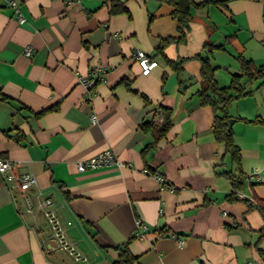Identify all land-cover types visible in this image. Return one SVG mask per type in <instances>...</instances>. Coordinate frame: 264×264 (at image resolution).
<instances>
[{"label": "crops", "instance_id": "obj_1", "mask_svg": "<svg viewBox=\"0 0 264 264\" xmlns=\"http://www.w3.org/2000/svg\"><path fill=\"white\" fill-rule=\"evenodd\" d=\"M9 1L0 0V157L35 175L33 202L52 200L80 258L47 248L42 211L28 212L0 175V264H122L124 247L135 257L127 264H264V216L253 199L264 200V0H195L204 4L191 9L185 39L162 49V38L179 35L164 2L119 0L124 9L112 12L110 0H14L19 23ZM136 49L155 66L143 70ZM198 55L219 86L238 74L236 87L248 92L227 106L238 163L198 95ZM91 71L103 79L89 90L79 78ZM163 107L171 126L157 139ZM106 148L130 165L77 170ZM254 168L261 179L250 183ZM237 178L244 199L229 198Z\"/></svg>", "mask_w": 264, "mask_h": 264}, {"label": "built area", "instance_id": "obj_2", "mask_svg": "<svg viewBox=\"0 0 264 264\" xmlns=\"http://www.w3.org/2000/svg\"><path fill=\"white\" fill-rule=\"evenodd\" d=\"M66 1L69 3L74 0ZM9 5L14 9L16 20L19 23L24 22L25 17L19 10L16 2L14 0H10ZM23 54L25 56H30L32 54V46L26 44L23 49ZM133 57L140 64L141 68L145 71L151 69L156 64V61L153 57H151L140 49H136L134 51ZM102 79L103 77L101 73L93 71H91L87 76H81L79 78L82 85H84L89 90H91L96 85V83ZM90 119L92 122H95V115L92 114ZM162 121L163 114L160 110H157L154 116V122L160 124ZM129 165V163H124L122 160H120L110 148H106L101 151H98L97 153L84 160L78 161L76 167L79 172H84L86 170H92L103 167H124ZM143 171L147 172V169H143ZM0 175L4 179L6 186L9 190L20 193L24 206L28 212H31L35 207L39 208L42 211L47 223L49 224L51 231L47 248L51 250L59 249L61 251H66L74 259L78 260L80 258V254L76 252L73 245L68 243L65 239L64 231L59 223V220L55 216L53 210L50 208L52 200L50 198H44L42 200H38L35 203L33 202L31 191L37 185V179L35 175L31 172L17 171L15 162L11 159L4 157H0ZM153 175L163 185H166L164 184V179L160 174L154 173ZM246 179L250 183L252 181H260L261 177L259 176V169L254 168L253 170L248 172V174L246 175ZM236 195L238 198L241 199L246 198V196L241 191H238ZM137 227L140 230H144L146 228V226L140 223L139 221ZM169 236L177 242L178 246H183L185 244V239L182 236L173 232L170 233Z\"/></svg>", "mask_w": 264, "mask_h": 264}, {"label": "trees", "instance_id": "obj_3", "mask_svg": "<svg viewBox=\"0 0 264 264\" xmlns=\"http://www.w3.org/2000/svg\"><path fill=\"white\" fill-rule=\"evenodd\" d=\"M158 2H164L172 7L171 15L177 20V29L179 35L176 38L168 37L162 38L159 44V49H162L165 44L174 40L177 42L183 41L185 39V29L187 28L188 22L191 18V9L203 6V2H198L195 0H157ZM110 10L112 12H117L123 10L124 7L119 0H110ZM119 6L120 8L118 9ZM201 76L203 78V85L198 91L201 103L210 105L214 111V121H213V133L215 139L219 142H223L227 152L230 153L232 159L235 162H239L240 154L239 148L233 140V132L229 124L230 117L227 113V106L230 101L248 92L237 88V82L241 75H233L232 82L228 86H219L213 76L214 67L211 66L209 61L205 58H201ZM174 66L179 63L172 62ZM242 70L243 74L248 78L254 77L256 74V68L249 60H242ZM127 83V81H122ZM163 114V121L157 124L156 138L159 139L163 137L171 126V110L168 107L161 108ZM154 123V122H153ZM152 123H145L143 128L146 129L148 125ZM242 175V174H241ZM242 177V176H241ZM234 181V191L235 193L242 188V178H237ZM235 193H230L229 198H234ZM255 202V207L264 216V200L260 198H253ZM261 256L264 258V251H261ZM135 257L129 252L127 247L120 250L117 263L127 264L133 261Z\"/></svg>", "mask_w": 264, "mask_h": 264}, {"label": "water", "instance_id": "obj_4", "mask_svg": "<svg viewBox=\"0 0 264 264\" xmlns=\"http://www.w3.org/2000/svg\"><path fill=\"white\" fill-rule=\"evenodd\" d=\"M233 123V119H230V124Z\"/></svg>", "mask_w": 264, "mask_h": 264}]
</instances>
